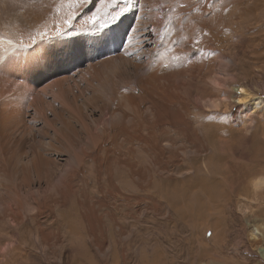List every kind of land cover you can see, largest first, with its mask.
Returning <instances> with one entry per match:
<instances>
[{"label":"rangeland","instance_id":"374dc122","mask_svg":"<svg viewBox=\"0 0 264 264\" xmlns=\"http://www.w3.org/2000/svg\"><path fill=\"white\" fill-rule=\"evenodd\" d=\"M155 1L0 0V40L4 43L0 44V103L10 110L6 117L11 121L0 131V165L8 169L6 147L14 151L11 163H16L10 169L13 172L0 174V264H129L131 256L140 258H136L138 264H264L260 256V249L264 250V195L253 197L249 190L237 197L226 192V197L224 179L232 174L222 176L227 164L235 162L237 170L259 169L245 183L264 177V0H229L217 19L211 16V7L219 0H158L163 3V16H158ZM94 16L98 17L96 23L92 22ZM116 16L118 20L113 19ZM132 32H138L140 42L136 53L131 46L130 51L122 50ZM48 51L59 58L58 63L50 65L45 56ZM118 61L129 72L132 96L152 90L151 100L165 106V121L177 123L179 134L182 132L177 134L175 147L182 146L184 151L177 152V171L174 162L152 171L146 152L140 155L137 146L128 154L126 146L118 143L120 158L133 156L132 162H125L137 163L136 169L146 167L152 171L151 178L149 181L150 174L143 169L147 175L143 174L139 189L126 169L116 171L113 166V181L122 194L107 195L115 219L98 211L103 216L101 230L95 226L92 234L85 230L84 206L99 202L96 200L102 196L96 184L88 183L87 196L92 191L97 194L87 198L78 191L83 174H68L75 165L72 150L81 153L90 142L67 106L75 104L92 131L111 121L102 103H97L98 109L87 108L86 103L94 95L108 102V91L119 102L120 96L110 84L118 81L112 74ZM213 77L220 80L223 92L212 88ZM238 88H244L246 101L256 100L258 105L249 109L251 114L242 112ZM222 95L228 97L226 108L204 107ZM148 106L144 102L142 108ZM126 113L128 125L155 122L156 114L137 120L133 113ZM65 122L73 130L63 127ZM109 125L106 133L113 129ZM187 126L193 130L186 131ZM163 138L165 147L171 139ZM99 143L104 144L103 139ZM196 145L198 157L194 155ZM82 158L84 172L90 159ZM159 161L162 165V159ZM105 178L101 176L103 182ZM199 179L201 184L194 182ZM48 182L54 195L62 192L64 196L53 201L56 204L49 203L51 208L37 199L48 192ZM7 184L11 193L2 190ZM101 188L105 191V186ZM90 217L88 222L93 220ZM250 233L256 234V246H250ZM134 235L136 245L129 246ZM143 247L158 258L142 259Z\"/></svg>","mask_w":264,"mask_h":264},{"label":"bare ground","instance_id":"6f19581e","mask_svg":"<svg viewBox=\"0 0 264 264\" xmlns=\"http://www.w3.org/2000/svg\"><path fill=\"white\" fill-rule=\"evenodd\" d=\"M154 1V0H153ZM157 1V13H158V16H163L165 13H164V9L162 7L163 3L161 4L162 1ZM155 1V2H156ZM218 1V0H217ZM220 2L219 3H213L215 4L214 6H212L211 8V16L212 17H216L218 14L221 18L222 16V12L220 10H223V5L225 6L228 2V4L230 3L229 0H219ZM233 1L234 3L237 1V0H231ZM242 1V0H241ZM212 2H214V0H212ZM239 2V1H238ZM240 3V2H239ZM237 3V4H239ZM217 4V5H216ZM227 4V6H228ZM212 5V4H211ZM230 5V4H229ZM259 5V3H258ZM254 6V5H253ZM222 7V9H221ZM232 7V6H231ZM210 9V8H209ZM234 9V8H233ZM210 11V10H209ZM228 10H226L227 12ZM232 11V10H231ZM233 12V11H232ZM236 12V11H235ZM237 13V12H236ZM226 14V13H225ZM234 14V13H233ZM232 15V14H231ZM236 15V14H235ZM219 16L216 17L219 18ZM210 17V15H209ZM208 17V18H209ZM159 18V17H158ZM210 20V19H209ZM211 21V20H210ZM209 21V22H210ZM215 23V22H214ZM212 24V23H211ZM218 24V23H217ZM100 29V28H99ZM141 34V33H140ZM129 36V35H128ZM141 36V35H140ZM143 36V35H142ZM125 41V40H124ZM139 39H138V32L137 34H135L134 32H132V35H130V37H127L126 38V41L124 43V48L122 50H125L126 51H130L131 50H134L135 53L136 51L139 49ZM0 44H4L1 40H0ZM184 44V43H182ZM187 45V44H186ZM131 46V48H130ZM4 48V47H2ZM130 48V49H129ZM184 48H188L187 46H185ZM8 49V48H7ZM11 50V48H9ZM189 50V48H188ZM191 52V51H190ZM126 53V52H125ZM188 54V53H187ZM27 55V54H26ZM136 55H139V54H136ZM135 55V56H136ZM27 57V56H26ZM29 57V56H28ZM27 57V58H28ZM138 57V56H137ZM194 59V58H193ZM125 61H127L126 59L124 60L123 64L125 65ZM118 65L114 66L113 67V78L115 75H117V78H118V81L117 82H111V86L115 89V92L120 96V100L119 102L117 101V98L115 96H113V94H111L109 91L108 93L110 94L109 98H108V102H103L101 100V97L98 96V95H92L93 97L88 99L89 102L86 103V107L87 108H91V109H98V105L97 103H102V109L104 111H106V115L109 116V118L111 119V121L107 122L108 123H100L98 126H95V132L90 130L91 128H89L88 124L85 123V120H83V116L81 115L80 111L78 110L79 108L74 104L73 107L72 106H67L69 112L76 118V121L77 123L79 124L80 128L82 129L83 133L88 136V139H89V142H90V145H83L85 148L81 149V153H78L77 151H75L74 149L72 150V155H71V158H72V161H74L75 165L72 167H70V169H68V174L71 175V177H74L77 173L78 174H83V182H82V187H80V189L78 188V191L80 192H83V194L85 193V196L88 198V197H92L94 195H96V191L100 192L102 198L100 199H97L96 201H99V202H94V203H85V212L87 211V213L84 215L86 218V222H87V225L88 227L85 228V230H88L89 232H92V234H95V230L96 227L95 226H99L101 230V226H100V222H102V219H103V216L100 215V214H107L110 216V218L112 220L113 219V209H111L109 207L110 203H108L110 200H109V197L110 195L113 196V194H119L120 193V189L117 188V185L114 183L113 181V174H112V169H113V166L116 168V171L118 170H122V169H126L125 172L126 174L128 175V177L130 178V180L133 182V185L136 184L137 187L139 189H142V186L140 184V182L142 181L143 177V174H146L144 170H148L145 169L143 170L142 167L140 169H136V165L137 163L135 164H130V163H126L125 159L126 158V155H125V158L124 159H121L120 158V155H121V151L118 149L120 147H118V143L120 145H123L124 147L126 146V150L128 151V154L130 153L131 150L135 149L137 150V146L139 148V151H140V155L143 156V153L146 152L148 154V157L150 160H147L148 163H151L153 165V169L152 171H156L157 169H160L159 166H162L165 167L168 163L170 162H174V169L178 167V157H177V152L178 150H182L184 151V147L180 146L178 148L175 147V144H177L178 142V135L179 134V131H181L179 128H178V125L177 123H167L165 121V117H168L166 112H164L166 109H165V106H163V104H159L153 100H151V96H152V90L151 92H149L148 90H146V92L139 96V97H134L131 95L129 89H130V85L129 83L127 82V80H129L128 78V75H129V72L126 70V66H120V63L121 62H117ZM136 64V63H135ZM25 65V64H23ZM29 65V63H28ZM27 65V66H28ZM26 66V67H27ZM138 66V63L136 65H134V67H137ZM170 66V65H168ZM29 68V66H28ZM33 68V67H32ZM24 70V69H23ZM31 70V68H30ZM26 73V72H25ZM115 79V78H114ZM162 79H165L167 82L170 81L169 77H162ZM116 81V79H115ZM121 85V86H120ZM212 88L216 91V92H223V85L220 83V80L217 78V77H213L212 79ZM154 86V85H153ZM155 88V87H154ZM171 88V87H170ZM32 89V88H31ZM30 89V91H31ZM100 89V88H99ZM147 89V87H146ZM100 90H105V89H100ZM243 90V91H241ZM107 91V90H106ZM237 91L239 92V98L237 99V102L242 104L243 107H242V112L244 113V115H246V113H250L252 111L249 112V109L251 108L252 110H254L256 108V106L258 105L256 100H253V101H246V97L244 96V88H238ZM13 96V95H12ZM17 99V97H16ZM171 99V98H170ZM18 102V101H17ZM144 102H149V106L146 108V109H143V104ZM228 97L222 95V98L220 100H212V101H207L205 104H204V107L207 109V110H217L219 109L220 107H224L226 108L227 106V103H228ZM19 103V102H18ZM1 104V103H0ZM257 104V105H256ZM4 106V104H3ZM20 107H22L20 105ZM26 108V107H25ZM19 108H17L18 110ZM23 109V108H22ZM27 109V108H26ZM24 111V110H23ZM126 111L128 112H131L135 115V118L137 120L141 119L144 115H148L149 114L152 116L156 114L155 116V122L151 123V126H149V123H147L148 121L146 120H142V122L140 124H132V125H128V114L126 113ZM10 114V110L8 108H5V107H2V104H1V108H0V122H1V128H0V131L3 132L6 128V126H8L9 122L10 121V117H6L7 115ZM21 114H23L21 112ZM251 114V113H250ZM249 114V115H250ZM21 116V115H19ZM142 116V117H141ZM150 116V118H151ZM171 116H173V113H171ZM5 118H8V119H5ZM12 118V117H11ZM16 118V117H15ZM108 118V119H109ZM145 118H149L147 116H145ZM171 118V117H170ZM13 119V118H12ZM107 119V118H105ZM16 120V119H15ZM104 121V119H103ZM114 121V124L113 122ZM248 121V120H247ZM3 122H6V123H3ZM87 122V121H86ZM102 122V121H101ZM94 123V122H93ZM128 123V124H127ZM20 124V123H19ZM49 124V123H48ZM64 124V123H62ZM68 125L70 123H66L64 125H62L63 127L65 125ZM95 124V123H94ZM106 124L108 126V124H110L109 126H113V129H111V133L108 132L106 133L105 130L107 131V128H106ZM113 124V125H112ZM50 125V124H49ZM48 125V126H49ZM66 125V126H67ZM73 125V124H71ZM93 125V124H92ZM61 126V127H62ZM149 126V127H148ZM68 128V131H70V129H72V126H67ZM76 128V127H75ZM106 128V129H105ZM66 129V128H64ZM182 129V128H181ZM186 131H188L189 129L190 130H193L190 126H187L184 128ZM73 130V129H72ZM147 131L145 132L146 135H142L141 134V131ZM7 131V130H6ZM67 131V130H65ZM68 131H67V134H68ZM110 131V130H109ZM77 132V131H76ZM97 132V134H96ZM105 132V134H104ZM56 133V132H55ZM182 132H180L181 134ZM192 135H194V138L196 139L194 141V143H196L197 141V136L195 135L194 131H192ZM58 134V133H57ZM69 134H73V133H70ZM78 134V133H77ZM80 134V133H79ZM82 134V132H81ZM104 134V136H103ZM179 134V135H180ZM65 135H66V132H65ZM183 135V134H182ZM186 135V134H185ZM56 136V135H55ZM54 136V137H55ZM72 136V135H71ZM82 136V135H81ZM9 137V136H8ZM69 137V135L67 136V138ZM117 139V144L114 142L113 138ZM163 137H168L171 139V141H169L168 143L164 144L165 147H163L161 145L162 141L165 139ZM56 138V137H55ZM55 138H53L52 140H54ZM79 138V137H78ZM69 139V138H68ZM72 139V138H71ZM87 139V140H88ZM103 139V143L102 145H100V141H102ZM115 139V140H116ZM76 140V139H75ZM80 141V140H79ZM190 141V140H189ZM54 142L56 143V139L54 140ZM58 142V141H57ZM76 142V141H75ZM78 142V141H77ZM88 142V141H87ZM164 142V141H163ZM177 142V143H176ZM69 143V142H68ZM79 143V142H78ZM67 144V142H66ZM52 145V144H51ZM51 145H49L51 147ZM72 145V144H70ZM119 145V146H120ZM128 145V146H127ZM200 145V143H199ZM74 146V145H73ZM81 146V147H83ZM88 146V147H86ZM6 147V146H5ZM68 147V146H67ZM72 147V146H70ZM121 148H123L121 146ZM64 149V148H63ZM72 149V148H71ZM77 149V148H76ZM129 149V150H128ZM197 149V145L194 147V151H195V156L198 157L199 155V152L196 150ZM125 150V151H126ZM167 150V152H165ZM79 151V149H78ZM88 151V152H87ZM4 152H6L8 155H9V158L8 160L6 161V166H8V169L4 168V167H1L3 166L2 164L0 165V174L2 175L3 173V176L5 174V172L7 171H10V172H13L12 170H10L11 168L15 169L16 167V163H11V159L15 156V155H12L14 151L12 150H8L7 147L6 149H4ZM131 152H134V151H131ZM137 152V151H136ZM135 152V153H136ZM186 152V151H185ZM228 152V151H227ZM237 152V151H236ZM182 153V152H181ZM188 153V152H187ZM186 153V154H187ZM251 153V152H250ZM5 154V153H4ZM15 154V153H14ZM68 153H66L67 155ZM124 154V153H123ZM127 154V153H126ZM131 154V153H130ZM134 154V153H133ZM183 154V153H182ZM232 154V153H231ZM235 154V153H233ZM232 154V155H233ZM262 154V153H261ZM115 155H118V156H115ZM193 155V156H194ZM43 156V155H42ZM41 156V157H42ZM88 157L90 159V164H88V170H87V166L86 168H84V172H83V167L84 164H83V158L82 157ZM137 155H135L136 157ZM35 157V156H34ZM123 157V156H122ZM130 157V156H128ZM39 158V157H38ZM43 158V157H42ZM41 158V159H42ZM131 158V157H130ZM129 158V159H130ZM133 158V156H132ZM131 158V159H132ZM144 158V157H143ZM183 158V157H182ZM86 159V158H85ZM128 159V160H129ZM130 159V161H131ZM160 159H162V165H161V161H159ZM180 159V158H179ZM6 160V159H5ZM16 160V159H15ZM43 160V159H42ZM54 160V159H53ZM127 160V161H128ZM134 160V159H133ZM143 160V159H141ZM165 160V161H164ZM250 160V159H249ZM263 160V159H262ZM260 160V162L262 161ZM13 161V159H12ZM108 161H111V162H108ZM256 162V160H254ZM16 162V161H15ZM35 162V161H34ZM129 162V161H128ZM132 162V161H131ZM182 162V161H181ZM251 162V161H250ZM87 163V162H85ZM141 163V162H140ZM163 163H164V166H163ZM188 163V162H187ZM41 164V163H40ZM43 164V163H42ZM180 164V163H179ZM235 164V162H234ZM234 164H230L228 165L227 164V168L225 169L224 172H222V176L226 175L225 173H230L232 174V176L228 177L226 176L227 178L224 179L225 180V185L226 188H225V194L224 196L226 195L227 196V193L230 194V196L232 194L233 197H237L235 195H238L240 192H246L250 190V195H252L253 197H257L259 195L263 196L264 195V177L262 178H254L252 180H250V183H245V179L248 180V178L250 177H253L255 174V171L259 170V169H254L253 167V170L252 168H247V169H244L243 168H239L238 170L236 169V166ZM70 165V164H69ZM131 165V166H130ZM133 165V167H132ZM141 165V164H140ZM249 165V164H248ZM255 165V164H254ZM34 166V165H33ZM49 166V165H48ZM71 166V165H70ZM138 166V165H137ZM176 166V167H175ZM226 166V164H225ZM26 167V166H25ZM149 167V166H148ZM208 167V166H207ZM248 167V166H247ZM251 167V166H250ZM72 168V169H71ZM132 168V169H131ZM173 168V167H171ZM33 169V167H32ZM34 169L35 171L38 170V168L36 169L35 166H34ZM33 169V170H34ZM175 169V170H176ZM162 170H165V169H162ZM252 170V171H251ZM152 171H149L148 170V174L149 175V181H150V178H151V172ZM167 171V170H166ZM177 171V170H176ZM47 172V171H46ZM164 172V171H162ZM8 173V172H7ZM157 173V172H156ZM175 173V172H173ZM261 173V172H260ZM11 174V173H10ZM15 174V173H14ZM64 174V173H63ZM119 174V173H117ZM162 174V173H161ZM170 174V173H169ZM176 174V173H175ZM254 174V175H253ZM6 175H9V174H6ZM106 177L105 179H107L106 182H103L101 180V176ZM147 175V174H146ZM171 175V174H170ZM179 175V174H178ZM81 176V175H80ZM93 176V178H92ZM153 176V175H152ZM173 176V174L171 175ZM6 177V176H5ZM27 177V176H25ZM77 177V176H76ZM167 177V176H166ZM54 178V177H53ZM96 180V183L93 182V180ZM214 178V176H213ZM70 180V178H68ZM81 179V178H80ZM103 179V178H102ZM197 179V178H196ZM168 180V179H167ZM11 181V184L14 183L13 180H10ZM51 181V180H50ZM166 181V180H165ZM200 179L199 180H196L194 182H197V183H200ZM143 182V181H142ZM146 183V181H144ZM219 183H221L222 181H217ZM88 183H92L93 186L94 184L97 185V190L96 191H92L91 193L88 194L87 196V187L88 189L91 187L90 185H88ZM223 183V182H222ZM201 184V183H200ZM224 184V183H223ZM105 186V191L101 188V186ZM147 185V183L145 184ZM144 185V186H145ZM12 186V185H11ZM51 182H48V192H44V194L42 195V197H37L42 199L41 201H43L42 205L44 204L45 206L43 207H50L48 206L49 203H54L56 200L58 202V199L61 200V198H64L62 194V192H59V194L57 195H54L53 193V190L54 188L51 187ZM175 186V185H174ZM13 187V186H12ZM202 187V186H201ZM221 188V187H220ZM60 189V188H59ZM167 189V188H166ZM2 190L3 191H9L10 192V188H9V185H4V187L2 186ZM92 190V188H91ZM58 191V190H57ZM164 191V190H163ZM207 191V190H206ZM217 191V190H216ZM221 191V190H220ZM224 191V190H222ZM211 192V191H210ZM218 192H219V189H218ZM243 192L241 194H243ZM203 193V192H202ZM207 193V192H206ZM8 194V193H7ZM82 194V195H83ZM91 194H94V195H91ZM99 194V193H98ZM41 195V194H40ZM109 197H108V196ZM121 197L122 194H119ZM208 195V194H207ZM4 196V195H3ZM84 196V197H85ZM7 197V195H6ZM9 197V195H8ZM36 197V196H35ZM100 197V196H99ZM132 197V196H131ZM212 197V196H211ZM97 198V197H96ZM95 198V199H96ZM113 198V197H111ZM11 199V198H10ZM15 199H17V201H15L16 203L18 202V198L15 197ZM13 198V200H15ZM91 199V198H89ZM94 199V200H95ZM124 199V198H123ZM153 199V198H152ZM65 200V199H64ZM88 200V199H87ZM125 200V199H124ZM54 201V202H53ZM92 201V200H91ZM38 202V201H37ZM56 202V203H57ZM63 202V205H64V202L65 201H62ZM112 202V201H111ZM126 202V200H125ZM54 203V204H56ZM61 203V202H60ZM84 203V202H83ZM116 203V202H115ZM114 203V204H115ZM122 203V201H121ZM128 203V202H127ZM126 203V207L128 208V205ZM153 203V202H152ZM13 204V203H12ZM132 204V203H131ZM130 204V205H131ZM154 204V203H153ZM157 205H161L163 204L162 202L159 204V202H156ZM38 205V204H37ZM129 205V207H131ZM155 205V206H157ZM111 206L113 207V203L111 204ZM115 206V205H114ZM166 206V205H165ZM60 207H63V206H60ZM117 207V206H116ZM123 207V206H122ZM137 207V206H135ZM12 208V207H11ZM51 208V207H50ZM53 208V207H52ZM57 208V207H56ZM65 208V207H64ZM125 208V207H124ZM126 208V209H127ZM160 208V206L158 207ZM10 209V207H9ZM118 209V208H117ZM151 209V208H150ZM14 210V209H12ZM159 210V209H158ZM98 211H100V214L98 215ZM140 211V210H139ZM3 212V211H2ZM5 212V211H4ZM81 212V211H80ZM82 213V212H81ZM15 214V213H14ZM83 214V213H82ZM249 214V213H248ZM252 214V213H251ZM89 215L91 217H93L92 219V222H88V217ZM127 215V213H121V216H124ZM83 216V215H82ZM106 216V215H105ZM131 216V215H130ZM90 217V218H91ZM81 218V217H80ZM84 220V219H83ZM165 220V219H164ZM171 221V220H170ZM96 222V223H95ZM165 222V221H164ZM163 223V222H162ZM167 223V222H166ZM140 225V224H139ZM119 226V225H118ZM118 226L116 227V229L118 228ZM165 227V226H164ZM168 228V227H167ZM49 231V230H48ZM100 232V231H99ZM44 234V233H43ZM127 235V234H126ZM161 235V234H160ZM167 235V234H166ZM165 235V236H166ZM52 236V235H51ZM53 236H54V232H53ZM121 236V235H120ZM171 236V235H170ZM55 237H56V234H55ZM127 238V237H126ZM141 238V237H140ZM250 238L252 239V242L250 243V246H256L257 243H258V240L256 238V234L254 235L253 233H250ZM261 238V236H260ZM131 238L129 239V246H132V245H136V237L134 235V238L131 240ZM261 241V240H260ZM138 242H141V241H138ZM148 242V241H147ZM165 244V243H164ZM139 245H143L141 243H139ZM261 245V244H260ZM259 245V247H260ZM96 248V246H95ZM139 249V248H138ZM260 249V248H258ZM100 250V248L98 249ZM143 251L144 253L139 255L141 256V258L143 257L145 259V257H149V259H157L158 257H156V253H151L152 251L149 249H145L143 247ZM178 251V250H177ZM142 252V251H141ZM147 253H151L149 254L148 256L146 255ZM95 254V253H94ZM140 254V253H139ZM96 255V254H95ZM101 255V254H100ZM158 255V254H157ZM160 255V254H159ZM260 256H261V259L264 261V250L260 249ZM107 257V256H106ZM132 258L131 259V262H128L129 264H136V258L135 256H131ZM160 257V256H159ZM162 257V256H161ZM142 258V259H143ZM137 259H140L139 257ZM141 259V260H142ZM129 260V259H128ZM146 260V259H145ZM161 260V258H160ZM111 261V260H110ZM149 261V260H148ZM108 262V261H107ZM145 262V261H144ZM162 262V261H161ZM165 262V261H164ZM140 263V262H139ZM111 264V263H110ZM116 264V262H115ZM118 264V262H117ZM138 264V263H137ZM144 264H148L147 263H144Z\"/></svg>","mask_w":264,"mask_h":264},{"label":"snow or ice","instance_id":"6c2138e0","mask_svg":"<svg viewBox=\"0 0 264 264\" xmlns=\"http://www.w3.org/2000/svg\"><path fill=\"white\" fill-rule=\"evenodd\" d=\"M135 17V16H134ZM97 19H98V17H96V16H94L93 18H92V22L93 23H96V21H97ZM114 20H118L119 19V16H116V17H114L113 18ZM131 27V25L129 26V28ZM127 35V30H125V32H124V36H126ZM120 39H121V46H122V41H123V36L122 37H119ZM197 43H199V41H197ZM45 56L48 58V60H49V63H50V65L52 64V63H58L59 62V58L54 54V53H52V52H46L45 53ZM241 91H243V90H241ZM209 235H211L210 233H209Z\"/></svg>","mask_w":264,"mask_h":264}]
</instances>
